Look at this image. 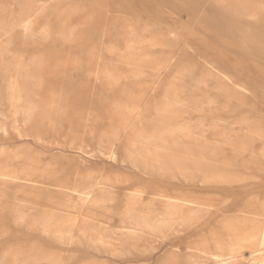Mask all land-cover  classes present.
Instances as JSON below:
<instances>
[{"label": "rangeland", "instance_id": "1", "mask_svg": "<svg viewBox=\"0 0 264 264\" xmlns=\"http://www.w3.org/2000/svg\"><path fill=\"white\" fill-rule=\"evenodd\" d=\"M0 264H264V0H0Z\"/></svg>", "mask_w": 264, "mask_h": 264}, {"label": "bare ground", "instance_id": "2", "mask_svg": "<svg viewBox=\"0 0 264 264\" xmlns=\"http://www.w3.org/2000/svg\"><path fill=\"white\" fill-rule=\"evenodd\" d=\"M134 231V230H133ZM136 231V230H135ZM149 232H150V230H149ZM130 235V234H129ZM214 249H216L219 253H221V254H218V255H214L215 256V259H217V260H219V259H223V257H224V255H222V250H221V248H220V246L219 245H217V244H214ZM214 258V257H213Z\"/></svg>", "mask_w": 264, "mask_h": 264}]
</instances>
